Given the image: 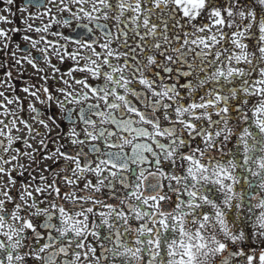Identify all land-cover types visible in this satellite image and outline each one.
Here are the masks:
<instances>
[{"label": "snow or ice", "instance_id": "snow-or-ice-1", "mask_svg": "<svg viewBox=\"0 0 264 264\" xmlns=\"http://www.w3.org/2000/svg\"><path fill=\"white\" fill-rule=\"evenodd\" d=\"M0 53V264H264V0H3Z\"/></svg>", "mask_w": 264, "mask_h": 264}, {"label": "flooded vegetation", "instance_id": "flooded-vegetation-1", "mask_svg": "<svg viewBox=\"0 0 264 264\" xmlns=\"http://www.w3.org/2000/svg\"><path fill=\"white\" fill-rule=\"evenodd\" d=\"M0 6H3V0H0ZM22 17L18 14L15 18H13V24L7 27H18L23 29L24 25L21 22ZM37 23H39L37 21ZM14 41L21 43L22 46L27 47V45L21 40V37L23 35V32L21 33H12ZM34 35V34H33ZM51 38V37H50ZM54 39V38H53ZM15 45L13 44V47ZM42 46V45H41ZM34 55H38L35 52L33 53ZM20 55V53H18V56ZM7 59V57L3 54L0 53V60H5ZM55 63H59L58 61H55ZM69 64L71 63L70 61L68 62ZM43 66V65H41ZM62 69V71H67V65H59ZM13 73H14V78L10 81L16 88L17 93L23 97L25 99V102H27L28 100H30V97H26L25 94L20 91V89H22L23 87L26 86V81L30 82V83H35L37 86H39L40 84L43 83V81L40 79L41 76L44 75V73H37L34 69H32L29 65H27L26 63L23 64V67H14L12 69ZM48 74L49 76H51V70H48ZM2 70H0V79H2ZM49 83L55 85V81L50 80ZM0 90H5L3 88H0ZM11 94V93H9ZM39 108H41L42 111H45L47 115H51L52 110L51 109H45L43 105H37ZM12 107H15L14 105ZM25 108H26V103H25ZM24 117L25 118H30V113H28V111L26 110L24 113ZM34 123V122H33ZM37 127H39V125H36ZM41 131H43L41 129ZM39 139V137H37V140ZM22 147V145H21ZM50 147H52V145H50ZM26 164L28 163L27 160L24 161ZM36 175H39V173H35Z\"/></svg>", "mask_w": 264, "mask_h": 264}]
</instances>
